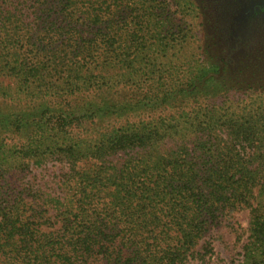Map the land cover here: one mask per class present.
<instances>
[{
  "label": "trees",
  "instance_id": "obj_1",
  "mask_svg": "<svg viewBox=\"0 0 264 264\" xmlns=\"http://www.w3.org/2000/svg\"><path fill=\"white\" fill-rule=\"evenodd\" d=\"M29 1L0 0V72H13L20 88L45 97L24 115H2L8 119L2 132L15 129L30 142L50 139L48 147L69 166L67 197L55 199L52 218L61 226L49 232L22 220V211L4 212L0 264H182L219 216L244 208L251 212L250 233L238 264H264V101L227 99L231 80L204 67L169 90L152 86L137 98L102 97L118 87L103 89L106 81L80 74L90 43L73 47L71 38L52 44L19 35L45 32L60 10L75 9L80 0ZM106 13L114 15L110 6ZM110 31L107 47L115 42ZM125 59L118 61L130 64ZM127 80L120 89H129ZM84 93L91 98L73 102ZM219 94L218 104H193ZM178 97L183 104L175 103ZM114 116L125 118L118 128ZM166 141L172 144L161 150ZM118 151L127 155L113 162Z\"/></svg>",
  "mask_w": 264,
  "mask_h": 264
},
{
  "label": "rangeland",
  "instance_id": "obj_2",
  "mask_svg": "<svg viewBox=\"0 0 264 264\" xmlns=\"http://www.w3.org/2000/svg\"><path fill=\"white\" fill-rule=\"evenodd\" d=\"M32 2L36 0H30L27 6ZM77 5L75 9L60 10V18L51 22L45 32L32 35L23 29L19 35L33 37L34 42L52 44L71 38L73 47L90 43L89 54L80 58V74L91 75L95 80L92 83L106 81L103 89L110 85L118 87L112 94L101 92L102 97L106 95L115 101L127 94L137 98L141 91L152 86L169 90L180 81L186 82L188 71L204 67L217 68L220 76L231 80L233 89L227 99L255 100L256 104L264 101V92L260 91L264 86V0H80ZM108 6L114 15L106 13ZM97 9L101 14L94 19L92 14ZM108 31L115 38L111 47L105 46L103 41ZM42 57L38 60H44ZM121 58H126L130 64L118 61ZM4 71L0 72V119L10 112L24 115L39 107L44 93L38 97L32 88L27 92L18 86L13 72ZM123 76L129 79L125 82L129 86L127 91L120 89ZM214 80L209 82V90L215 85ZM246 86L253 89L239 91ZM93 96L100 97L98 92ZM217 96L200 98L193 104H218L223 97ZM87 98H91V94H78L72 100L80 105ZM176 100L175 103H184L179 97ZM141 116L145 118L146 114ZM113 118L116 128L125 121L124 117ZM7 120H0V220L4 212L22 211V220L34 222L35 228L49 232L61 226L59 219L53 221L52 215L56 214L55 199L67 197L63 181L69 166L60 158L61 152L48 147L50 139L30 142L25 133L15 129L2 132ZM127 120L132 124L137 117ZM166 142L161 150L172 144ZM35 144L32 149L31 145ZM135 152L136 149L130 150L129 154ZM126 155L118 151L110 159L115 162ZM257 163L259 160L254 165ZM262 167L264 169V164ZM250 221L248 208L219 216L193 248V255L182 264L240 263L250 233ZM10 248L7 246L4 250Z\"/></svg>",
  "mask_w": 264,
  "mask_h": 264
}]
</instances>
